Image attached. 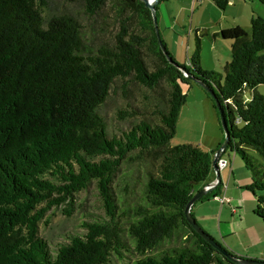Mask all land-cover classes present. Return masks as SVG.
<instances>
[{
    "label": "trees",
    "instance_id": "16d2710c",
    "mask_svg": "<svg viewBox=\"0 0 264 264\" xmlns=\"http://www.w3.org/2000/svg\"><path fill=\"white\" fill-rule=\"evenodd\" d=\"M213 2L222 10L228 5ZM218 35L232 41L225 75L202 68L199 31L190 66L179 65L184 73L168 60L175 61L161 37L160 45L143 0H0V264H112V257L123 260L129 251L126 238L139 256L136 264H238L185 216L213 173L221 143L212 152L170 146L186 103L184 87L194 81L190 74L214 89L230 133L226 152L240 155L250 171L251 182L242 188L264 219V94L258 91L264 86V18L252 15L250 31L234 26ZM161 83L163 98L152 116L110 136L101 108L111 91L132 84L155 90ZM144 161L154 172L146 175L143 203L121 211L113 191L117 174L125 162ZM93 183L107 218L84 223L83 235L53 250L40 224H48L53 208L72 215L78 195ZM222 188L200 201L217 198ZM131 212L134 219L122 226Z\"/></svg>",
    "mask_w": 264,
    "mask_h": 264
},
{
    "label": "rangeland",
    "instance_id": "374dc122",
    "mask_svg": "<svg viewBox=\"0 0 264 264\" xmlns=\"http://www.w3.org/2000/svg\"><path fill=\"white\" fill-rule=\"evenodd\" d=\"M177 1L178 5H163L165 3L161 2L160 7L162 8L158 10L157 23L159 34L162 41H164L167 46L168 51L179 65H186L189 67L190 63L188 62V57L192 56L196 49L197 29H200L203 24L216 23L207 33L205 30H200L201 66L204 70L215 71L224 76L225 66L232 58V41L224 40L221 36L214 37L213 30L218 26L219 18L222 17L225 11L219 8L213 0H207L211 3V7L206 8L204 6L202 8L197 5L195 9H191L190 7L187 11L180 14V8L186 6L180 3L186 0ZM225 14L228 16L227 21L236 20L241 26H246V30L250 31L251 16H260L264 18V5L258 0H253L252 2L248 1L247 8L241 13L242 16H240L239 7L232 9H228L227 7ZM178 16L181 25L175 27L174 18ZM108 20H110V16ZM166 23L168 26L172 25L171 29L166 26ZM99 24H102V22L99 21ZM97 27H99V25H97ZM173 27H175V30ZM106 35L107 40L112 39V32ZM147 63L153 66L151 60L147 59ZM184 90L186 93V103L180 112L176 134L171 140L170 146L174 147L183 144L199 146L202 140L208 143L217 134L223 136L222 145L225 140V135L218 120V112L213 107V102L204 88L197 81H192L190 85L184 87ZM258 91L264 94V86H260ZM248 95H250L249 92ZM162 98L163 83L155 90H149L136 84L129 85L126 88L117 85L116 88L111 91L109 98L101 108V113L107 123L109 135L121 136L123 132L130 128L133 121L143 118V116H152L150 113L154 109V105L158 104ZM133 110L139 112L136 119L124 116L125 112ZM255 156L258 157L256 154ZM224 159L228 160L230 164L227 169L221 171L223 185H225L228 180L233 162L236 163L235 166L240 167L242 175L247 174L251 176L250 171L246 168L240 155H234V153L228 150L224 154ZM152 169L153 168L149 167L146 161L139 164L129 162L122 164L113 185V191L121 207V211L123 209H134L138 207L140 203H143V187L147 180L146 175ZM152 172H154V169ZM248 195L251 196L252 194L250 193ZM228 196H230V193ZM252 198L253 199L248 200L246 203V209L249 213L247 225L250 227L252 226L254 230L259 232V236L262 239L260 245L261 251L256 247L258 245L253 246L251 235L248 234L247 230L243 233L242 238L234 237L229 239V237H227L223 239L222 235L219 233V224L215 221V216L213 215L212 217L213 213L211 209H202L198 216L199 220L197 219L196 221L201 227L203 225L208 230L209 233H207L219 241L223 246H225L227 242H230L232 245L231 248L237 252L236 254H251L257 256L261 254L264 256V219L254 214L253 206L256 207V200H254V197ZM64 210V207L58 209L53 208L47 214L48 224L43 222L39 227L40 236L49 242L53 250L61 243L66 242L69 236L83 235L85 233L83 227L84 223L103 221L107 218L94 183L89 189L78 195L76 207L72 215H66ZM132 214L133 212H131L130 217L121 218L120 221L122 226H128L127 223L130 222V219H134ZM201 215H203V217H201ZM223 219H227V214H224ZM222 226L223 225H221V227ZM204 227L202 228L204 229ZM126 242L129 251H124V259L121 260L117 256H114L112 257V264H136L135 262L139 256L133 251V242L128 238H126ZM174 244L176 243H170L169 246H174ZM161 250H163V247ZM257 260L264 261V259L261 258Z\"/></svg>",
    "mask_w": 264,
    "mask_h": 264
},
{
    "label": "crops",
    "instance_id": "0c3cea01",
    "mask_svg": "<svg viewBox=\"0 0 264 264\" xmlns=\"http://www.w3.org/2000/svg\"><path fill=\"white\" fill-rule=\"evenodd\" d=\"M247 2L246 0H228V9H232V8H236L239 7L240 10V16H242V12L245 11V8H247ZM163 5H178V1L177 0H164L163 1ZM181 5H186V6H182L180 8V14H182L183 12L187 11V9H189L191 7V9H195V7L197 5H199L200 7H206L209 8L211 7V3L208 2L207 0H202L199 2H195V0H186L180 3ZM179 4V5H180ZM188 5V6H187ZM162 7L159 6V9H161ZM244 8V9H242ZM224 14H222V17L219 18V24L217 27H215V29L213 30L214 32V37L218 36V33L225 28H230V27H234V26H241V24H239V22H237L236 20H230L227 21V14L226 13V9L224 10ZM179 14V15H180ZM178 15V13H177ZM175 20V27L180 24V20H179V16L177 18H174ZM216 23H212V24H203L200 29H197V31H199V33H201L200 30H205V32L207 33V31L209 29H212L213 25H215ZM229 25V26H227ZM166 26L168 28L171 29V26H168L166 23ZM175 27H173V29L175 30ZM243 28H247L246 26H241ZM197 31H196V35H197ZM223 140V136H219V134L215 135V137H213L211 139L210 142H204V140L201 141V143L199 144V146L208 152H212L215 151L218 146L220 145V143ZM224 158V156H223ZM227 166L223 169H227L229 167V161L227 160ZM236 163L233 162V165L231 167L230 173H229V177L228 180L226 182L225 185H223V188L221 190V193L219 194L220 198H226V203H221L220 201H218L217 199L214 198H210V200H204V201H198L193 207H192V213L194 215V217L196 218V220H199V214L201 212L202 209H211L212 210V217L213 215L215 216V221L218 222L219 224V233L220 235H222L223 239H226L227 237L230 238H234V237H239L242 238L243 233L247 230L248 234L251 235V240L253 243V246H256L257 248H259V251H261L260 249V245H261V237L259 236V232H257L256 230H254V228L249 225H247V220L249 217V213L246 209V203L248 202V200L253 199L252 197L253 194L250 196L248 194L249 191L244 190L242 187L248 185L251 182V176H248L247 174L242 175L241 174V170L240 167L235 166ZM240 166V165H239ZM216 179L215 176V172L213 171V173L210 175V177L208 178V182L207 183H211ZM230 193V196H228V194ZM254 200L255 197H254ZM255 206H253V209L255 210ZM254 212V211H253ZM224 214H227V219L224 220L223 216ZM255 214V213H254ZM201 217H203V215H201ZM202 225V224H201ZM221 225H223L221 227ZM202 227H204L202 225ZM204 229L206 230V232H208V230L204 227ZM225 231V232H224ZM209 233V232H208ZM242 234V235H240ZM227 245V246H226ZM226 247L233 253H237L234 250H232L231 248V244L230 242L226 243ZM230 247V248H229ZM240 257H245V258H261L264 259V256H262L261 254L257 255H251V254H236Z\"/></svg>",
    "mask_w": 264,
    "mask_h": 264
},
{
    "label": "water",
    "instance_id": "95a60500",
    "mask_svg": "<svg viewBox=\"0 0 264 264\" xmlns=\"http://www.w3.org/2000/svg\"><path fill=\"white\" fill-rule=\"evenodd\" d=\"M162 0H143V2L145 3L146 7L151 11L152 17H153V22H154V27H155V31L157 34L158 39L160 40V45L162 46L161 43V39H160V34H159V29H158V23H157V5H159V3ZM164 53H166V50L163 49ZM168 60L170 61V63L175 66L178 67L182 72H186L182 67H179V64L177 62H175L173 59L169 58ZM188 77L194 79V81H197L198 83H200V85L210 94V96L215 100L216 105L218 107L219 113H220V119H221V123H222V128H223V132L225 135V140L223 142V144L221 145L220 149H218V151L215 153L214 158H213V162H212V167H213V171L215 172V176L216 179L211 182V183H207L206 185H204L195 195L194 197L191 199V201L187 204L186 208H185V216L189 222V224L193 227V229L200 235L202 236L206 241H208L210 244H212L216 249H218L220 252L223 253V255H225L228 259H230L231 261L238 263V264H264V261H259V260H255V259H247V258H243V257H237L234 255L229 254L227 251L223 250V248L217 244V242L214 241L213 237L208 234L196 221V219L193 217L192 215V207L198 202L200 201L202 198H204L205 196H207L209 193H211L217 186H219L222 183V179H221V171L218 167V161L219 159L225 154L227 148H228V143L230 140V133H229V128L228 125L226 123L225 120V115H224V111L221 109V105L217 100L216 94L214 89L208 87L207 85H205L203 82L195 79L194 77H192L190 74H187Z\"/></svg>",
    "mask_w": 264,
    "mask_h": 264
},
{
    "label": "built area",
    "instance_id": "2783aa9c",
    "mask_svg": "<svg viewBox=\"0 0 264 264\" xmlns=\"http://www.w3.org/2000/svg\"><path fill=\"white\" fill-rule=\"evenodd\" d=\"M219 168L222 170L226 167L227 161L224 159L219 160L218 162ZM221 203L226 202V198H217Z\"/></svg>",
    "mask_w": 264,
    "mask_h": 264
},
{
    "label": "clouds",
    "instance_id": "9594fccd",
    "mask_svg": "<svg viewBox=\"0 0 264 264\" xmlns=\"http://www.w3.org/2000/svg\"><path fill=\"white\" fill-rule=\"evenodd\" d=\"M221 159H224L223 158V156L219 159V160H221ZM225 160V159H224ZM227 161V160H226ZM219 162V161H218ZM228 163V162H227ZM227 166V165H226ZM218 167H219V165H218ZM220 169V168H219ZM223 170V169H222ZM221 169H220V171H222ZM217 198H220L219 196L217 197ZM217 198H215V199H217ZM218 200V199H217ZM219 201V200H218ZM227 202V201H226ZM226 202H224V203H226Z\"/></svg>",
    "mask_w": 264,
    "mask_h": 264
}]
</instances>
